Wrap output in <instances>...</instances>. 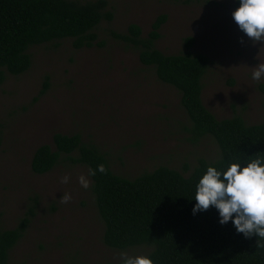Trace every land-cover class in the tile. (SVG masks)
Returning a JSON list of instances; mask_svg holds the SVG:
<instances>
[{"label":"rangeland","instance_id":"374dc122","mask_svg":"<svg viewBox=\"0 0 264 264\" xmlns=\"http://www.w3.org/2000/svg\"><path fill=\"white\" fill-rule=\"evenodd\" d=\"M106 1L113 19L94 31L97 45L76 50L63 40L34 46L28 71L7 75L0 85L1 227L13 229L35 205L24 236L9 251L12 264H121V252L147 256L151 251L143 245L125 250L103 245L87 167L62 156L50 172H31L35 149L53 146L54 134H78L106 155L114 174L128 179L159 166L187 176L199 160L219 157L211 136L196 144L188 140L179 93L160 83L139 62L138 51L111 32L125 33L135 24L146 36L156 17L165 15L156 49L178 54L183 39L191 37V51L210 59L202 80L204 106L217 119L239 115L249 125L262 120L264 96L257 87L264 77L253 80L251 73L264 64V43H252L238 30L231 18L234 0ZM45 77L48 87L39 96ZM82 175L87 188L78 182ZM64 176L67 183L61 182ZM65 194L70 199L62 202Z\"/></svg>","mask_w":264,"mask_h":264},{"label":"trees","instance_id":"16d2710c","mask_svg":"<svg viewBox=\"0 0 264 264\" xmlns=\"http://www.w3.org/2000/svg\"><path fill=\"white\" fill-rule=\"evenodd\" d=\"M233 8L238 4L233 2ZM113 13L106 0H0V85L7 75L19 76L31 67L29 49L70 40L74 49L97 45L96 28L111 22ZM166 16L159 15L142 36L130 24L125 33L112 38L138 51L139 62L154 72L156 79L179 93L180 106L189 121L188 140L196 144L205 136L215 141L219 157L214 162L199 160L185 176L166 166L128 179L110 169L108 159L94 144L83 143L78 134L52 136V145H40L32 155L30 170L43 175L62 161L87 167L97 213L103 223L102 243L114 250L147 246L152 264H264V238H245L231 220L220 225L217 212L209 207L192 214L199 178L208 166L226 170L231 163L264 162V105L262 120L249 125L239 115L217 119L202 102V80L210 59L191 51L194 39H183V50L167 55L155 47ZM48 87L45 77L39 96ZM264 96V83L257 87ZM102 166L103 171L98 167ZM187 171V166L183 167ZM35 205L29 206L17 225L5 230L0 224V264H12L9 251L24 236Z\"/></svg>","mask_w":264,"mask_h":264},{"label":"clouds","instance_id":"9594fccd","mask_svg":"<svg viewBox=\"0 0 264 264\" xmlns=\"http://www.w3.org/2000/svg\"><path fill=\"white\" fill-rule=\"evenodd\" d=\"M238 4L231 13V18L238 30L251 40L264 43V0H234ZM251 73L253 80L264 77V64H257ZM103 171L102 166L98 167ZM94 173L89 170V175ZM62 183L68 177L61 178ZM78 182L83 188L88 187L87 179L82 175ZM67 202L70 197L61 198ZM192 214L204 212L210 206L218 216V223L224 225L231 220L235 231L245 238H264V162L254 159L246 165L231 163L226 170L220 171L208 166L196 184ZM121 264H152L146 256H128L120 253Z\"/></svg>","mask_w":264,"mask_h":264}]
</instances>
